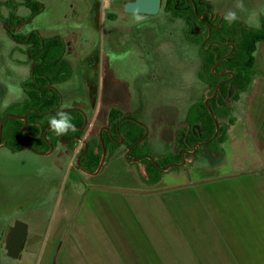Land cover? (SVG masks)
I'll list each match as a JSON object with an SVG mask.
<instances>
[{"label":"rangeland","instance_id":"374dc122","mask_svg":"<svg viewBox=\"0 0 264 264\" xmlns=\"http://www.w3.org/2000/svg\"><path fill=\"white\" fill-rule=\"evenodd\" d=\"M9 1L0 0V112H19L5 108L23 97L19 81L29 75L30 63L24 50L42 56L40 48L13 42L6 32L14 31L10 12L25 19L15 32H34L46 44L54 35L71 40L63 59L75 70L56 85L68 94L62 106L85 79L96 86L99 105L112 100L137 111L134 118L150 134L145 148L154 157L168 155L172 130L188 109L191 120L204 109L200 103L189 107L209 93L198 77L202 52L195 37H184L180 19L163 14L166 0L160 12L143 16L125 11L128 0H35L41 8L29 20L23 0ZM208 1L225 22H235L231 31L261 26L264 0ZM117 12L120 18H112ZM63 49L62 43L36 63L31 75L37 77L46 61L62 63ZM59 63L49 64L50 73ZM252 71L246 89L228 99L229 114L218 120L225 140L210 145L212 158L173 167L155 183L141 179L143 165L111 157L78 184L55 152L38 155L1 144L0 264H264V140L258 138L257 148L254 132L255 113L264 105L258 94L264 62ZM88 109L90 119L104 113ZM16 219L27 223L28 233L13 259L5 254L4 234Z\"/></svg>","mask_w":264,"mask_h":264},{"label":"flooded vegetation","instance_id":"af4514ba","mask_svg":"<svg viewBox=\"0 0 264 264\" xmlns=\"http://www.w3.org/2000/svg\"><path fill=\"white\" fill-rule=\"evenodd\" d=\"M166 3L162 8L165 11L163 14L180 19L184 37L186 39L190 37L192 40L195 37L197 45L199 44L202 55L199 59L201 67L198 77L206 84L204 92L209 90L205 97H200L189 105L190 108L198 106L199 103L203 106L204 109L200 112L195 111L200 118L193 115L194 119L189 121L188 117L192 116L191 110L188 109L184 121L176 125L175 129L173 128L169 148L172 147L168 149V155L154 157L148 153L145 145L150 134L139 120L134 118L136 110L117 105L112 100H108V105L105 107L101 104L96 107V86L90 85L88 81L85 82V79L81 81L78 92L73 94L77 96L68 106H62L64 96L68 94L58 90L56 85L65 84L75 70L71 62L63 59L69 43H65L62 38L64 49L61 52L62 57L59 58L62 63L53 62L61 65L54 73H38L37 77H33L31 74L35 71L36 63L39 66L41 56H29L24 50L30 62L29 75L19 81L22 99L5 108H18L19 112L15 114L16 117L4 118L0 145L5 144L14 151L25 149L38 155H50L55 152L57 159H62L64 163L69 164L71 170L69 177L78 184H84V176H93L92 173L98 168L102 159L104 163L111 157L121 158L128 165H143L144 173L141 179L148 182L154 181V183L160 180L163 172L173 167L184 166L188 161L193 160L204 163L206 159L212 158L214 149L209 148L210 145H218L225 140V126L218 120L229 114L228 99H235L242 91L240 86L232 82L235 76L234 70L225 66V61L235 54L240 42V33L237 29L231 31L233 27L231 24L234 21L225 22L224 15L218 10L214 12V5L208 0H173L174 10L167 8ZM162 9L160 4L158 12ZM186 10L187 13L179 12ZM111 15H113L112 18H120L117 14ZM141 15L143 16L144 13ZM138 23L139 21L132 22L134 30L140 27ZM13 27L15 31L16 26ZM238 28L248 27L238 26ZM130 31L133 30L130 29ZM13 42L21 43L15 40ZM21 44L30 46H27L25 42ZM64 65L68 69L67 72ZM26 81H30L29 86L26 85ZM224 85L225 90L222 88ZM81 88H83L82 91ZM27 98L29 101H26ZM87 106H89L88 110L98 108L97 113L104 111L102 117L98 119L97 114L94 119H90L86 110ZM217 110L222 113H218ZM5 112L4 110L0 112V119L8 115ZM64 116L70 117L74 127L64 132H57L52 122H59ZM10 118L15 121L9 120L6 124L5 121ZM149 124L152 127L150 122ZM13 131L15 132L14 145L12 144ZM144 174L146 176H143ZM153 175L158 177L154 178Z\"/></svg>","mask_w":264,"mask_h":264},{"label":"trees","instance_id":"16d2710c","mask_svg":"<svg viewBox=\"0 0 264 264\" xmlns=\"http://www.w3.org/2000/svg\"><path fill=\"white\" fill-rule=\"evenodd\" d=\"M173 0H167L166 7L174 10V4L172 3ZM23 3L29 8L30 10V15L26 18V20H29L32 16L37 14L41 8L39 3L35 0H23ZM5 5L11 4L10 1H4ZM9 17L11 19H14V24L13 26H18L21 24L25 19L21 18L19 16H16L14 12H10ZM235 23V22H234ZM234 23L231 24V26H235ZM242 33L239 36V44L238 47L235 50V54L231 56V58L227 61H225V66L228 68L234 70L235 76L233 77L234 79L232 80L233 83L237 84L240 86L241 90H245L249 81L253 77V66H254V52L256 49V44L258 42L264 41V17L262 19L261 26L256 29H251V28H242ZM9 36L12 37L13 40L21 43H27L29 44V48H37L41 49V61H45L47 57H50L52 53H55L57 48L62 46V42L60 38L52 37L49 38L50 41L45 42L44 39L41 38L39 41V37L37 34L33 35L34 32H30L27 34H22L19 32L11 31L10 29L6 31ZM32 36V37H31ZM38 38L37 40H33L34 37ZM47 39V40H49ZM54 42V43H53ZM56 43V44H55ZM56 49V50H55ZM54 50V51H53ZM54 62L52 61H46V65L43 66V68H40L39 73H50V66H48L49 63ZM42 65V63H39ZM207 66V65H206ZM30 82V81H29ZM225 90V85L222 87ZM29 95V93H28ZM26 101H29L28 98ZM218 113H222L220 110H217ZM200 118V116H198ZM189 121H191V118L188 117ZM11 121H15V119H7ZM210 123L211 120L209 119ZM232 121V120H230ZM212 126V123H211ZM14 131L12 133V144L14 145ZM154 178H157L158 175H153Z\"/></svg>","mask_w":264,"mask_h":264},{"label":"water","instance_id":"95a60500","mask_svg":"<svg viewBox=\"0 0 264 264\" xmlns=\"http://www.w3.org/2000/svg\"><path fill=\"white\" fill-rule=\"evenodd\" d=\"M161 4V0H130L124 3V9L126 12L131 13H144V14H155L158 12ZM6 116L16 117L15 115L8 114L0 119V140L2 123ZM103 164L101 160L98 168L92 173H97ZM28 231V225L24 221L19 219L14 220L13 224L9 226L4 237V248L6 255L10 258L16 259L19 257L25 237Z\"/></svg>","mask_w":264,"mask_h":264},{"label":"crops","instance_id":"0c3cea01","mask_svg":"<svg viewBox=\"0 0 264 264\" xmlns=\"http://www.w3.org/2000/svg\"><path fill=\"white\" fill-rule=\"evenodd\" d=\"M4 1H9V0H4ZM106 6H107V3H106ZM116 14L118 15V12ZM20 25L21 24H19L16 27H19ZM54 36H57V35H54ZM66 41L68 43L71 42V40H68L67 38H66ZM261 42H264V41H261ZM258 44H261V43L258 42L256 44V49H255L256 55H254V65L256 64L257 61H259V63L264 62V46L260 45V47H259ZM261 89L264 90V82L260 84V88L258 91V94L262 96L261 99H262V102L264 104V91L259 93ZM96 107H98V103L96 104ZM260 108L261 109H258L259 110L258 114L255 113V116H254V118H255V126H254L255 131L254 132H255L256 146H257L258 138H259V141L264 140V105L260 106ZM257 148H258V146H257ZM259 151H261L260 154L263 153L261 147H259Z\"/></svg>","mask_w":264,"mask_h":264},{"label":"clouds","instance_id":"9594fccd","mask_svg":"<svg viewBox=\"0 0 264 264\" xmlns=\"http://www.w3.org/2000/svg\"><path fill=\"white\" fill-rule=\"evenodd\" d=\"M54 130L57 132L67 131L69 128L74 127L70 122V117L64 116L63 119L59 122L53 121Z\"/></svg>","mask_w":264,"mask_h":264}]
</instances>
